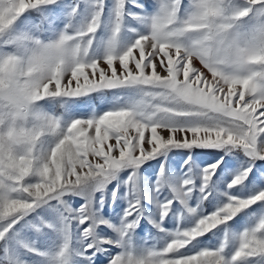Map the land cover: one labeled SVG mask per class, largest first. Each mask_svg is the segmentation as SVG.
<instances>
[{
	"label": "snow or ice",
	"instance_id": "1",
	"mask_svg": "<svg viewBox=\"0 0 264 264\" xmlns=\"http://www.w3.org/2000/svg\"><path fill=\"white\" fill-rule=\"evenodd\" d=\"M28 256L264 264V0H0V264Z\"/></svg>",
	"mask_w": 264,
	"mask_h": 264
},
{
	"label": "rangeland",
	"instance_id": "2",
	"mask_svg": "<svg viewBox=\"0 0 264 264\" xmlns=\"http://www.w3.org/2000/svg\"><path fill=\"white\" fill-rule=\"evenodd\" d=\"M68 0H62V3H67ZM151 2V0H150ZM185 2H187V0H185ZM61 9H57V11H60ZM108 10L107 8L105 9V17L107 18L108 17ZM33 19H36L38 20L39 18L36 17L35 15H33L32 17ZM42 103V106L44 108L45 111H51V112H54L55 114L59 115L61 114L62 112V109L59 108V106H55L53 107L52 105L50 104H44V102H41ZM97 104H99V102H93L92 104V107H96ZM90 111V109H89ZM206 163H214L215 161L212 160V159H208L205 161ZM155 163V162H153ZM201 167H203L204 165L201 164L200 165ZM73 205H75V201H73ZM152 235H155V233L153 232ZM148 239V228L147 226L143 227V228H140V229H137V243L138 244H142L145 240ZM38 247L41 249V250H45L48 245H46L43 241L40 242V244L38 245ZM28 260L34 262V264H44V262L39 258V257H35V256H28L27 257Z\"/></svg>",
	"mask_w": 264,
	"mask_h": 264
}]
</instances>
